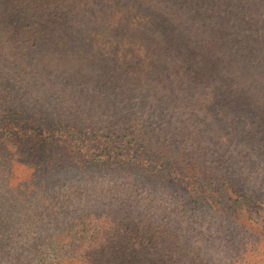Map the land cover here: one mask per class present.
Returning a JSON list of instances; mask_svg holds the SVG:
<instances>
[{
    "label": "trees",
    "instance_id": "trees-1",
    "mask_svg": "<svg viewBox=\"0 0 264 264\" xmlns=\"http://www.w3.org/2000/svg\"><path fill=\"white\" fill-rule=\"evenodd\" d=\"M253 7L0 0V40L9 47L0 54V264H264V180L248 181L249 161L264 163V0ZM189 20L198 38L189 36ZM81 71L89 85L63 81ZM24 78L34 90L39 83V109L5 101ZM102 78L131 101L146 99L150 111L203 113L162 129L93 117ZM48 99L63 100L68 116ZM14 166L29 176L12 188ZM40 189L44 208L34 199L22 211L19 193ZM178 216L185 228L199 223L216 247H202L196 235L189 243ZM242 216L251 229L238 223Z\"/></svg>",
    "mask_w": 264,
    "mask_h": 264
},
{
    "label": "rangeland",
    "instance_id": "rangeland-1",
    "mask_svg": "<svg viewBox=\"0 0 264 264\" xmlns=\"http://www.w3.org/2000/svg\"><path fill=\"white\" fill-rule=\"evenodd\" d=\"M243 1V9H245V11H252V9H254L253 5L255 2L260 1V0H242ZM250 4V6H247V4ZM246 16H249L248 13L245 14ZM185 18V16H183ZM190 21V30L191 32L189 33V36H193L198 38L199 36H201L202 34L198 32V29L194 26V22ZM185 23V22H184ZM188 25V24H187ZM184 26V24H181V26H183L181 28V32L183 34L185 28L187 27ZM210 23H208L206 25L207 27V31L209 28ZM200 39V38H199ZM7 40V39H6ZM6 40L3 42L0 40V54H3V48H4V44L6 42ZM6 45V44H5ZM17 47V48H16ZM16 48V49H15ZM9 50V47L6 45V51ZM15 51V53H17L19 56L23 55V52L25 50L24 47V42H21L19 45H16L13 49ZM15 53H12L14 55H16ZM24 66V65H23ZM62 66H64V64H62ZM32 68V67H31ZM31 68H29V70H32ZM25 68L22 67V70L24 71ZM62 71V70H59ZM38 73V70L37 72ZM71 74V71L69 70L68 73H66V77H69ZM83 74V71L80 72V75ZM92 74V72H91ZM0 76H1V71H0ZM89 75H82L81 78H72L69 80H63L66 82H71L74 85H79L83 82H86L88 85L92 82L89 78ZM99 77L95 78V81L98 79ZM0 80L1 77H0ZM66 82H60L59 85L61 87H65ZM98 83V81H96ZM102 83L103 85L101 86L103 88L104 94L103 97H99L100 95H97V97L99 98L100 102L98 103V107L96 109V111H93L91 114L93 117H100L101 115H109L110 117V122H112L113 120L117 119L118 117H122V122H125L126 124H130V125H134L136 127H141L145 122L146 124H151L154 127H159L160 129L164 128V127H172L176 125V123L178 122H183L182 120H188V122L191 124L192 119H194L199 112L203 111H184V108H178V109H171L172 111H158L156 108L155 110L153 109L152 111H150L151 109V105L152 104H148L146 105L145 103L147 102L146 99L141 103L140 100H138L140 103H136V101H131L130 97L126 95L122 96L123 93L120 89L116 88L115 85L112 84H106L104 82V79L102 78ZM68 91H70L71 89L68 88ZM136 93H139L137 90H135ZM70 93V92H69ZM106 93V96H105ZM40 91H39V83L36 82V89L34 90L33 86L27 85L26 83V79L24 78V81H19L16 83V86L13 88L12 94L11 96H7L5 101H10L11 97L13 96L16 100V102L19 105H22L24 107L33 105L34 109H39L40 107L44 106L46 104V101L42 99V97L38 96L40 95ZM71 94V93H70ZM108 95H111L110 98H107ZM124 97V98H121ZM92 97H89V100L84 102L85 106H88L91 103V99ZM130 98V99H129ZM69 99V98H68ZM109 99H111V101H109ZM48 101L50 103L56 104L57 107V111H60V113L63 114V116H68V113L70 111H68L67 109V105L64 104L63 100H49ZM74 101V100H73ZM112 102V103H110ZM69 103H72L69 100ZM164 103V102H163ZM108 107H111V109H120L121 111H110ZM168 110V109H167ZM118 115H122V116H118ZM169 122L171 123L169 125ZM156 123V124H155ZM197 143V142H195ZM258 143V142H257ZM186 145H188L191 148H194V143H187ZM253 153L254 155L259 154V147L257 146V144H255V146L253 147ZM200 148H198L199 150ZM209 161L214 162V160L208 158ZM263 170H264V163L260 160H251L249 161V166H248V172L251 173L249 179V184L250 185H255V183L257 181H262L264 180V178H262L263 175ZM13 179L11 180V183L9 186L13 185H18V184H26L27 182V177L29 176V171L26 170L24 167L21 166H14L13 167ZM55 183L53 185V189H57L56 191H60L57 187H55ZM59 183H57L58 185ZM41 184H39L37 187H40ZM71 186V184L69 185ZM25 187V186H24ZM16 188V187H15ZM24 190H22L21 193H19V195H21L24 199L22 201L23 205L21 207L22 211H27L28 206L25 207L26 204H28V200H39L40 201V207L39 209H43L44 208V204L41 202L42 200V196H43V192L42 189L40 190H36L34 191V193H31L32 191H30V193L28 195L24 194L23 192ZM46 193L51 192V189H45ZM18 192H20V189H16V193L18 194ZM79 202V199H78ZM159 205L156 206V209L161 208V212H164L166 210V208L168 207V204H165L166 201L165 200H161ZM86 203V201H85ZM38 207V206H37ZM134 209L137 210L136 207H134ZM74 210H72L71 216L73 217L74 215ZM180 209H177V214L179 215ZM125 215V214H123ZM22 217H24V213L21 212V215L18 217L19 221L22 219ZM182 216H178V221H175L176 223H178L177 227L180 229L182 227V229H186L187 231V235H188V242L190 243L191 241H193L195 235L198 237L199 241L202 244V247L205 246L206 248H215L216 247V241L215 240H208L205 236V233L203 234L200 231V228H202V226L199 223H192L190 225H186L189 226L188 228L185 226H183L185 224L184 219ZM238 223L242 226H244V229L246 228H250L253 227V222L248 221L247 218L245 216H242L238 219ZM242 228V227H241ZM197 239V238H196ZM239 238L233 239V243L232 246L230 247L231 251L229 250H225L224 251V255H226V258L228 259V261H232L233 257H234V249H236V247L239 246ZM208 246V247H207ZM229 248V247H227ZM215 255L217 256V252L215 253ZM222 256V255H220ZM218 257V256H217ZM221 258V257H220Z\"/></svg>",
    "mask_w": 264,
    "mask_h": 264
}]
</instances>
